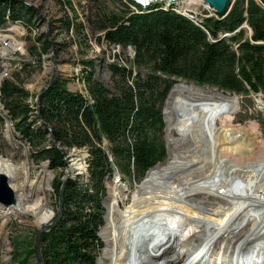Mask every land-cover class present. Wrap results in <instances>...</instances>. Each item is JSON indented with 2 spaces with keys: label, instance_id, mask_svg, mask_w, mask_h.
<instances>
[{
  "label": "trees",
  "instance_id": "obj_1",
  "mask_svg": "<svg viewBox=\"0 0 264 264\" xmlns=\"http://www.w3.org/2000/svg\"><path fill=\"white\" fill-rule=\"evenodd\" d=\"M70 1L66 0L62 8L66 5L72 8ZM84 1L101 2L97 13L86 11V26L76 21V14L71 18L65 13L50 29L69 32L73 27L76 34L86 35L90 27L103 31L101 36L95 33L94 38L101 43L123 49L131 46L134 56L129 66L114 61L107 64L113 87L93 78L92 60L80 61L85 65L79 73L87 96L68 90V80L60 73L41 94L39 105L32 107L30 93L16 81L23 75L30 76L36 68L32 65L24 66L0 85V103L19 138L30 146L31 159L47 161L48 169L59 174L54 175L51 184L57 204L68 153L87 151L84 179L77 174L65 180L62 215L40 234L44 264H96L103 248L97 233L104 223L106 180L117 173L126 181L140 182L150 168L165 158L164 101L165 113L196 90L194 84H174L176 78L223 92L264 94V0H234L232 4L229 1L227 13L204 19L206 30L171 7L164 9L159 2L143 7L132 0H111L118 7L112 11L105 0ZM129 4L138 11L132 12ZM37 18L40 16H36L35 9L22 0H0V27L8 21L35 26ZM244 23L252 31L250 38L243 37L244 29L240 26ZM219 32L233 34L221 38ZM36 43H40V49ZM234 43H238L239 55L232 48ZM65 44L70 43L58 45L45 33L34 40L28 39L27 49L39 59L49 52L65 51ZM212 96L214 128L215 122L220 124L215 132L217 136L220 129L227 128V121L235 112L223 115L234 109L236 102L221 92ZM225 144L223 140L224 149ZM34 239L24 251L13 255L15 264H40Z\"/></svg>",
  "mask_w": 264,
  "mask_h": 264
},
{
  "label": "bare ground",
  "instance_id": "obj_2",
  "mask_svg": "<svg viewBox=\"0 0 264 264\" xmlns=\"http://www.w3.org/2000/svg\"><path fill=\"white\" fill-rule=\"evenodd\" d=\"M134 1L143 7L152 1L161 2L164 9L173 10L175 2L181 0L171 4L166 0ZM192 4L189 0L181 8ZM130 8L136 9L133 5ZM183 16L193 18L189 11ZM207 17L211 15L201 20L204 30ZM15 24L22 23L12 25ZM218 34L222 38L233 33ZM11 60L12 50L3 49L0 42V65L4 66L0 85L13 74ZM233 98L236 107L227 116L239 107L237 98ZM0 110L8 117L2 104ZM164 118L166 159L147 172L131 206L124 211L119 210L117 196L108 194L103 202L105 223L99 236L104 246L98 264H201L199 257L204 259L202 264H264V156L241 163L220 155L206 90L178 102L166 111ZM0 172L8 175L15 194L14 204L0 205V218L31 219L37 226L47 222L52 213L45 209L44 198L32 202L23 193V165L0 157ZM224 175L225 183L216 189L217 180ZM221 187L224 194L219 193ZM220 244L238 247L244 255L228 259L215 250ZM192 245H199L201 251L193 250Z\"/></svg>",
  "mask_w": 264,
  "mask_h": 264
},
{
  "label": "rangeland",
  "instance_id": "obj_3",
  "mask_svg": "<svg viewBox=\"0 0 264 264\" xmlns=\"http://www.w3.org/2000/svg\"><path fill=\"white\" fill-rule=\"evenodd\" d=\"M22 1L31 5L35 9L36 16H40V18H37L38 20H35V26H26L22 21V24H15L22 29L23 40H25L24 44L26 45L25 56L28 60H24V64L22 66H16L15 60H11L9 66L11 67L10 73L13 74L9 79H12V76L15 73L21 72V70L26 65H32L36 67L27 78L23 75L20 77V79L16 80L23 88H25L30 93L29 101L32 107L36 105L37 92L51 79L54 72V67L51 59L52 53L49 52L47 54H43L38 59V56L36 54H30L27 49V40H34L35 37L39 34L46 33V36H48L51 41L58 43V45L61 43H70L64 45L65 51H59L58 54L53 53L57 61L59 72L65 79L68 80L67 84L70 91L79 92L87 96L85 84L81 80V74L79 73L80 68H85V65L80 62L81 60H92L95 65L93 78L102 81L109 88L113 87V82L111 78V72L109 71L107 64L114 61L120 62L125 66L130 65L131 57L134 53L133 49L130 50L129 56V48L123 49L121 47L116 48L113 45L108 46L105 42L101 43V41H99L97 37L95 40V33H97L98 30L95 31L88 26V30L85 31L84 29V31L87 32L86 35H78L75 33V28L73 27L69 32L65 31L64 29H56V31L50 29V27H53V24L57 20V18L63 16L65 13L71 18L75 17L76 14V21L78 23L81 22L85 25L86 11H88L90 14L97 13L98 9L101 6L100 1L99 3L89 1L88 4H86V1L84 0H71L70 2H72V8L69 5H66L64 9L62 8V6L63 4H65L66 0ZM188 1L189 0H181L179 2H175V4L173 5V10L183 16L184 14L188 13V11H186L187 8L199 11L202 10V6H206L205 4H203L204 2L200 0H192L193 4L190 5V7L188 6L182 9L181 5H184ZM233 1L234 0H230V4H232ZM105 4L109 8V10L117 11V4H115L113 1L105 0ZM131 11L135 12L138 11V9L136 8L135 11L131 9ZM213 13H215L214 10L209 9L200 12H192L191 16H193V18L187 19H189L193 24L204 29L201 21L202 18L210 15L211 17H214ZM196 17H199V19L193 21V19ZM10 23L14 24V22L8 21L4 26L0 27V29H13L14 25H10ZM242 28L244 29L243 37H248L247 28L244 26H242ZM223 35L225 36V34ZM84 36L86 37L87 41L84 39ZM37 45L40 49V43H36V47ZM16 61H23V54H16ZM38 66L40 67L38 68ZM141 73L144 74V71H141ZM177 83L196 85V90L192 92L191 95L200 90H206L209 95L210 111L212 115V106L215 103V100L212 96L214 93L221 92L223 94L232 97L235 96L237 98L239 107L237 111L231 117H229L226 125L227 128L223 130L220 129L217 133V136L214 128V139L217 149L219 153H221L220 155L223 156L225 154L224 157L241 163L252 161L258 157L264 156V94L262 92V95H257L256 92L252 91H249L245 94L223 92L217 90L215 87H211L206 84H198L194 81L181 78H176V82L174 84ZM177 103H174L171 107H173ZM164 105L165 101L162 106V114H164L165 116L166 111L168 109L170 110L171 107L168 108L164 113ZM223 116L227 115L225 114ZM215 125L216 129L220 126V124H216V122ZM166 138L167 135L165 125L162 134V140L165 142V146L167 144ZM223 140H225L226 143L225 149L222 148ZM166 150L168 152L167 146ZM86 156L87 151L85 149L71 150L68 153V165H72V170L70 171L71 176L75 177L77 176V174H79L81 176L80 179H84L86 174V162L84 159ZM0 157L10 161L14 165H23L25 173L23 174L25 180L23 193L26 194L28 196V200L32 202L38 197H41L42 199L44 198L43 203L45 204V209L51 211L52 213L48 221L40 226L35 225L31 219L10 217L7 220H3L0 218V264H15L13 255L20 251H24L27 243H33V239L35 238L37 231L43 228V226L51 223L55 218V214L58 211V204L51 184L53 182L54 175L59 174L58 172H52L50 169H48L44 164L45 161L35 162L31 159L30 146L19 138L18 132L14 128L13 121L6 117L1 110ZM166 157L167 154L165 158L157 164L162 163L166 159ZM66 169L63 170L64 176H61V179H64L66 175ZM145 176L143 177V179H141L140 182H132L121 179L120 175L115 173L111 178L106 180V197L108 196V194L117 196V198L120 200L119 210L124 211V209L131 206L133 202L131 199H133L134 195L136 194V190L141 186L142 182L145 179ZM225 178H227L226 175L219 177L221 183L219 180H217L218 182L216 185V189H218L219 186L225 183ZM32 181H34V184L36 186H30V183ZM223 189L224 188L222 187L219 188V193L224 194V191H221ZM106 197L104 198V200L106 199ZM218 204L220 203H217V206ZM220 207L223 208L225 207V205L220 204ZM105 213L106 210L104 211V220ZM104 223L100 227L99 232L104 226ZM100 240L102 241L101 238ZM102 249L97 255V264L99 257H101L102 255ZM34 258L32 255L31 261L34 262Z\"/></svg>",
  "mask_w": 264,
  "mask_h": 264
},
{
  "label": "water",
  "instance_id": "obj_4",
  "mask_svg": "<svg viewBox=\"0 0 264 264\" xmlns=\"http://www.w3.org/2000/svg\"><path fill=\"white\" fill-rule=\"evenodd\" d=\"M132 1H134V0H132ZM173 1L174 0H166V2L168 4H171ZM200 1L208 4L215 11L216 14H223V13L225 14V13L228 12V10L226 9V7H227V5H228V3H229L230 0H200ZM134 2H136V1H134ZM137 3H139V2H137ZM251 33H252V31H251ZM51 59H52L53 67H54L53 76L37 92V94H36V104H37V106L39 105V98H40L41 94L46 89H48L50 87V85L56 80V78L60 75V72H59L58 67H57V61H56L55 56L52 55L51 56ZM162 118H163V121H164V124H165L164 114H162ZM44 164L48 168L47 161H45ZM71 170H72V165H68V168L65 170L66 175H65V177L63 179L62 187L60 189V193H59V197H58V212H57V215L55 216V218L53 219V221L51 223H49L48 225H45V226H43V228L39 229L37 231V233H36V236H35L36 254H37L38 260L40 261V264H44V262H43V259H42L41 253H40L39 237H40V234L43 231L49 230L58 221V219L62 215V203H63V193H62V190H63L64 184H65V180L68 177H71V174H70V171ZM103 202H104V200H103ZM14 203H15V194H14V192H13L11 186H10L9 179H8V175H6L3 172H0V205H2L3 207H8V206H10V205H12ZM103 206H104V203H103ZM103 220H104V215H103ZM97 235L99 236V233H97ZM96 264H97V260H96Z\"/></svg>",
  "mask_w": 264,
  "mask_h": 264
},
{
  "label": "built area",
  "instance_id": "obj_5",
  "mask_svg": "<svg viewBox=\"0 0 264 264\" xmlns=\"http://www.w3.org/2000/svg\"><path fill=\"white\" fill-rule=\"evenodd\" d=\"M213 10L210 6H202V10H193V9H186L189 12H200L203 10ZM244 26L248 30V37L251 36V30L249 26L245 23L244 25H241L240 28ZM103 33L102 30L97 31L98 36H101ZM0 42L3 49H9L12 50V59L15 60L16 66H22L24 64V60H28L25 56V44L23 40V32L22 29L18 25H14L13 29H0ZM238 43H234V46L232 47L236 53L239 55V52L237 50ZM132 47H129V56H130V50ZM16 54H23V61H16ZM129 62V61H128ZM4 72V66L0 65V75H2ZM257 95H262L261 91L256 92Z\"/></svg>",
  "mask_w": 264,
  "mask_h": 264
},
{
  "label": "crops",
  "instance_id": "obj_6",
  "mask_svg": "<svg viewBox=\"0 0 264 264\" xmlns=\"http://www.w3.org/2000/svg\"><path fill=\"white\" fill-rule=\"evenodd\" d=\"M66 87L68 88V84L66 83Z\"/></svg>",
  "mask_w": 264,
  "mask_h": 264
}]
</instances>
